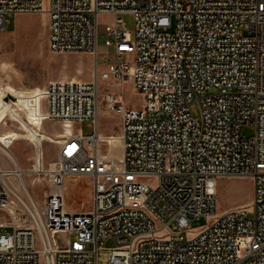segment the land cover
<instances>
[{"label": "built area", "instance_id": "obj_1", "mask_svg": "<svg viewBox=\"0 0 264 264\" xmlns=\"http://www.w3.org/2000/svg\"><path fill=\"white\" fill-rule=\"evenodd\" d=\"M41 12L49 51L94 61L90 81L48 82L42 119L64 129L89 120L93 131L57 141L41 173L60 192L26 206L27 225L0 167V220L7 212L12 226L0 233V264H97L109 238V264H264V0H0V29L7 13ZM99 15L112 16L102 51ZM104 81L131 83L141 108L100 92ZM100 100L120 118L119 158L96 130ZM79 176L91 180L90 206L69 211L64 182ZM231 176L252 179L251 217L216 212L217 178ZM198 216L207 223L191 233Z\"/></svg>", "mask_w": 264, "mask_h": 264}, {"label": "rangeland", "instance_id": "obj_2", "mask_svg": "<svg viewBox=\"0 0 264 264\" xmlns=\"http://www.w3.org/2000/svg\"><path fill=\"white\" fill-rule=\"evenodd\" d=\"M97 19L99 23L98 46L102 51L104 50L102 47L104 23L110 22L112 16L99 15ZM123 21L125 28L133 33V16L124 14ZM93 63V57L88 52L52 53L48 50L47 17L44 12L5 14L4 26L0 29V87L9 85L18 89L40 88L30 100V106L27 109L29 114L24 109H19V102L17 101L14 107L17 112V122L6 117L0 123V135L10 132L19 134L9 143L7 148L14 155L9 154L0 146V167L8 171L17 166L23 171L21 177L24 187L16 175L9 173L6 179L28 207L32 204L40 207L45 196L60 192L57 187L51 185L48 178L44 177L41 172L54 164L57 154V141L64 137L66 131L60 122L42 119L43 111H41L40 104L42 107L43 90L49 81L68 79L90 81L93 74ZM105 89L119 94L123 103L129 107L141 108L143 104L142 95L136 92L129 82L123 85H110L109 82H101L100 92ZM193 113L196 115L195 108ZM20 118L22 119L19 120ZM69 130L71 133L80 131L82 134L88 135L92 133L93 128L91 121L87 120L72 123ZM96 130L105 140L114 141L111 149L115 157L119 158L121 152V143L118 138L121 134L120 118L114 112L105 109L102 100L99 101L98 105ZM251 135V128H241V137ZM52 138H56V140H52ZM101 145V151L104 153L107 150L106 145L104 146V143ZM8 154L13 156L15 163L10 160ZM64 186L67 209L72 208L79 211L89 208L91 201V180L89 177L66 178ZM252 190L253 183L249 176L217 178L216 212L221 213L227 209L245 207L247 215L251 217ZM10 209L20 225L29 223L26 208L16 196L13 197ZM1 215L0 233L11 232L10 214L2 212ZM206 223V218L195 217L190 221V232L199 230ZM168 230L178 232L174 223L169 224ZM66 237L68 238V236ZM114 248L115 244L112 238L107 239L104 246L97 251V264H109V258Z\"/></svg>", "mask_w": 264, "mask_h": 264}, {"label": "crops", "instance_id": "obj_3", "mask_svg": "<svg viewBox=\"0 0 264 264\" xmlns=\"http://www.w3.org/2000/svg\"><path fill=\"white\" fill-rule=\"evenodd\" d=\"M40 88H27V89H18L13 86L0 87V123H2L6 117H10L17 122V112L15 110V103L19 102V109H24L27 112L28 107L30 106V100L34 93H36ZM29 114V111L27 112ZM21 115V113H20ZM20 118L19 120H21ZM18 133L10 132L8 134L0 135V146L9 154L14 155L7 148L9 147V143L18 137ZM43 139V136H41ZM44 139H46L44 137ZM52 140H56V138H52ZM3 151V150H2ZM56 151V149H55ZM4 152V151H3ZM5 155V152H4ZM15 157V156H14ZM13 158V156H12ZM17 167V166H15ZM18 170L22 171L17 167ZM69 211H78L72 208H68Z\"/></svg>", "mask_w": 264, "mask_h": 264}, {"label": "bare ground", "instance_id": "obj_4", "mask_svg": "<svg viewBox=\"0 0 264 264\" xmlns=\"http://www.w3.org/2000/svg\"><path fill=\"white\" fill-rule=\"evenodd\" d=\"M65 131L66 132H70V130H69V128L67 127V128H65ZM8 157L10 158V160L13 162V163H15L14 162V159L12 158V156H10L9 154H8ZM9 171V173H11V175L13 174V175H16V177L18 178V180L20 181V184L24 187V182H23V179H22V174H23V171H20V170H18L17 169V167H15L14 169H11V170H8ZM13 191H14V193H15V195H16V198L22 203V205H24L25 207L27 206L26 205V203L20 198V196L18 195V192L13 188ZM26 191V190H25ZM28 194V193H27Z\"/></svg>", "mask_w": 264, "mask_h": 264}]
</instances>
